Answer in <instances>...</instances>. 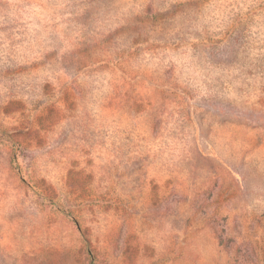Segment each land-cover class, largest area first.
<instances>
[{
	"label": "rangeland",
	"instance_id": "rangeland-1",
	"mask_svg": "<svg viewBox=\"0 0 264 264\" xmlns=\"http://www.w3.org/2000/svg\"><path fill=\"white\" fill-rule=\"evenodd\" d=\"M0 264H264V0H0Z\"/></svg>",
	"mask_w": 264,
	"mask_h": 264
}]
</instances>
